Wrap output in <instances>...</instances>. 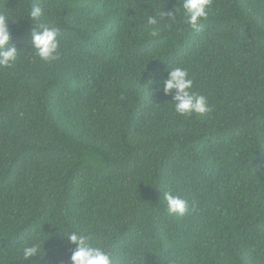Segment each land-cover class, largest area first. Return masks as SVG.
I'll return each mask as SVG.
<instances>
[{"label": "trees", "instance_id": "obj_1", "mask_svg": "<svg viewBox=\"0 0 264 264\" xmlns=\"http://www.w3.org/2000/svg\"><path fill=\"white\" fill-rule=\"evenodd\" d=\"M182 3L0 0L19 50L0 68V264H71V231L113 264H264V0H212L199 32L177 14L152 36L148 16ZM33 6L54 61L30 46ZM176 67L211 111L175 112Z\"/></svg>", "mask_w": 264, "mask_h": 264}, {"label": "clouds", "instance_id": "obj_2", "mask_svg": "<svg viewBox=\"0 0 264 264\" xmlns=\"http://www.w3.org/2000/svg\"><path fill=\"white\" fill-rule=\"evenodd\" d=\"M212 0H183L181 10L171 13H157L149 15L147 24L151 26L152 36L159 35V25L164 21H175L177 14L186 18V23L192 30L199 32L201 21L206 19ZM43 10L33 6L29 12L31 21L36 22V28L31 30L30 46L35 54L45 62L58 59L59 30L39 23ZM8 19L0 15V68L12 66L18 56V49L11 43L12 36L8 30ZM163 91L172 95V103L177 114L190 117L193 114L204 115L211 111L207 97L192 91L194 82L186 69L176 67L168 71L167 78L163 80ZM174 93V95H173ZM164 199L170 215H184L187 211V201L179 196L166 192ZM70 245L75 248L71 253V264H113L112 257L102 247L93 244L89 237L78 231H71L64 236ZM40 245L36 242L23 248V259L31 261L39 256Z\"/></svg>", "mask_w": 264, "mask_h": 264}]
</instances>
